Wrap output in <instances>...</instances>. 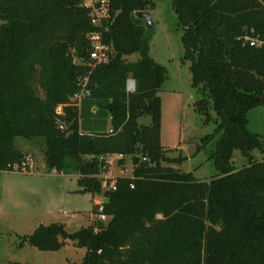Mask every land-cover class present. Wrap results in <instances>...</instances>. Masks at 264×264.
Returning <instances> with one entry per match:
<instances>
[{
	"label": "trees",
	"instance_id": "16d2710c",
	"mask_svg": "<svg viewBox=\"0 0 264 264\" xmlns=\"http://www.w3.org/2000/svg\"><path fill=\"white\" fill-rule=\"evenodd\" d=\"M172 6L200 93L196 108L206 121L215 112L217 173L209 180L170 165L181 158L167 156L161 141L168 69L151 56L150 30L136 15L152 0H109L106 64L91 58L99 28L83 0H0V171L26 161L16 138L42 139L50 171L77 173L79 191L108 198L102 212L92 209L108 221L75 231L40 224L20 246L55 251L73 241L86 254L69 264H264V157L253 155L264 141L248 128L249 110L264 106V45L241 39L252 28L264 32V0ZM236 149L247 160L239 168ZM111 154L131 156L132 175L105 178ZM113 179L116 189L104 191Z\"/></svg>",
	"mask_w": 264,
	"mask_h": 264
},
{
	"label": "rangeland",
	"instance_id": "374dc122",
	"mask_svg": "<svg viewBox=\"0 0 264 264\" xmlns=\"http://www.w3.org/2000/svg\"><path fill=\"white\" fill-rule=\"evenodd\" d=\"M149 44L150 54L168 69V78L159 94L162 99L161 141L167 156L181 158L171 163L184 171H192L202 180H209L217 173L211 152L219 138L215 133V112L206 121L195 102L200 98L198 88L192 84L190 62H183L182 28L178 25L172 0H152ZM146 22V21H145ZM138 54L128 59L136 60ZM248 128L262 135L264 141V106H256L248 112ZM143 122L150 123L145 116ZM211 135L210 138H205ZM18 148L25 151L26 169L22 171H0V264L18 261L22 264H69L83 260L86 249L73 241L59 250H40L30 244L20 246V237L31 234L40 224L60 222L69 231H75L97 219L92 209L99 195L79 191L77 177L73 173L61 174L49 170L45 161L42 139L15 140ZM256 159L264 157L263 149L253 150ZM111 154L106 157L109 164L106 177L130 176L133 171L129 155ZM121 161V162H120ZM247 160L240 150L233 153V164L241 167ZM125 168V169H124ZM108 174V175H107ZM109 217L105 219L108 221Z\"/></svg>",
	"mask_w": 264,
	"mask_h": 264
},
{
	"label": "built area",
	"instance_id": "2783aa9c",
	"mask_svg": "<svg viewBox=\"0 0 264 264\" xmlns=\"http://www.w3.org/2000/svg\"><path fill=\"white\" fill-rule=\"evenodd\" d=\"M83 5L89 9L91 22L99 29L90 35L92 42L91 58L95 64H106L111 59V48L102 40L103 31L107 29L109 18L111 17L109 10V0H83ZM243 44L250 47H261L264 45V32L249 29L242 37ZM128 89H135V82L133 79L128 80ZM27 162L14 164V170L22 171L26 169ZM104 191L116 189V180L110 182L106 180L103 182ZM103 200L98 202L99 211L103 210ZM98 217L102 220L107 218L106 214L100 213Z\"/></svg>",
	"mask_w": 264,
	"mask_h": 264
},
{
	"label": "water",
	"instance_id": "95a60500",
	"mask_svg": "<svg viewBox=\"0 0 264 264\" xmlns=\"http://www.w3.org/2000/svg\"><path fill=\"white\" fill-rule=\"evenodd\" d=\"M137 16L145 19L146 24L152 26V14L150 11H138L136 13ZM104 202H108V198H104Z\"/></svg>",
	"mask_w": 264,
	"mask_h": 264
},
{
	"label": "crops",
	"instance_id": "0c3cea01",
	"mask_svg": "<svg viewBox=\"0 0 264 264\" xmlns=\"http://www.w3.org/2000/svg\"><path fill=\"white\" fill-rule=\"evenodd\" d=\"M141 121H142V118L140 119ZM143 122V121H142ZM121 158L120 159H122L123 158V156L121 155V154H118ZM125 169V168H124ZM54 171H56V170H54ZM58 173H61V174H65V173H63V172H58ZM72 175H75L77 178H78V174L77 173H73ZM108 175V174H107ZM105 178H115V177H117V176H115V177H113V176H111V175H109V177H106L105 175H103ZM100 196V200H103L104 201V198L105 197H103L102 195H99ZM98 202H99V199H96V202H95V205H97L98 204Z\"/></svg>",
	"mask_w": 264,
	"mask_h": 264
}]
</instances>
